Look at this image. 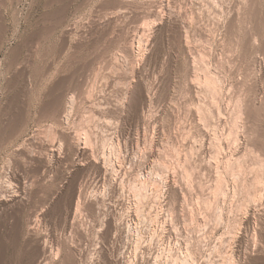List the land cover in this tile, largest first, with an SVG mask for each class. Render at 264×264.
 Wrapping results in <instances>:
<instances>
[{
  "label": "rangeland",
  "instance_id": "obj_1",
  "mask_svg": "<svg viewBox=\"0 0 264 264\" xmlns=\"http://www.w3.org/2000/svg\"><path fill=\"white\" fill-rule=\"evenodd\" d=\"M121 8H125L127 15L115 25H107V17ZM156 24L162 28L156 30ZM176 25H181L183 38ZM128 33H137L136 41L140 37L145 41L152 33L155 36L152 48L139 50L140 54L136 48L138 56L132 58L124 51ZM263 60L264 0H0V264H87L90 261L139 264L149 256L147 263L157 264L158 236L166 239L161 241L159 251L164 253L160 254L163 257L158 259V264H177L168 255L169 251L177 253V233L183 246L191 245L195 264H205L210 258L211 261L219 258L220 262L224 259V264H264V206L255 210L258 213L253 223L246 228L241 224L250 204L245 195L246 179L252 182L251 177H255V171L264 163ZM132 67L139 70L137 75L150 96L140 111L132 105L126 119L121 120L125 125L121 144L124 146L129 137L134 140L133 146L130 144L127 153L123 147L121 157H116L114 152L115 167L110 169L104 164L103 169L85 165L86 157L75 148L70 145L61 148L62 132L88 128L95 120L98 124L104 123L102 117H92L91 110L102 103L104 96L103 99L109 96L110 89L101 92L106 77L115 76L110 78L117 79L121 89L126 82L123 77ZM204 68L213 70L219 77L218 83L222 84L219 90L223 93L207 91ZM115 88L112 85V98L117 95ZM71 97H75L74 108L67 124L63 123V116ZM239 97H245L246 104L253 102L251 122L254 125L250 122L248 127L242 126L240 138L232 141V114ZM245 116L241 118L242 123L246 122ZM89 117L90 122L86 121ZM110 148L106 152L111 153ZM149 151L153 154L149 155ZM124 154L127 161L123 159ZM117 158L120 159L117 161ZM227 163L236 167L233 172ZM185 172H192L191 184ZM218 176L223 178L226 189L221 195L214 191ZM135 177L151 183L146 187L147 198L137 196L132 183ZM169 177L181 187L178 186V194L168 192H172L165 183ZM117 179L123 183L117 195L120 198L111 190V182ZM74 190L81 194V213L77 212L79 196L74 197ZM86 200L90 203L85 204ZM94 200L99 201L96 204ZM141 200L144 202L140 203ZM94 202L97 210L91 208ZM112 217L118 229L111 239L102 233L106 219ZM237 234L244 239L238 241ZM222 244L224 248L219 249ZM41 245H46L43 247L47 249V256L54 254L57 259L46 262L38 250ZM249 254L255 258L250 263L246 259ZM153 260L156 262L152 263Z\"/></svg>",
  "mask_w": 264,
  "mask_h": 264
},
{
  "label": "bare ground",
  "instance_id": "obj_2",
  "mask_svg": "<svg viewBox=\"0 0 264 264\" xmlns=\"http://www.w3.org/2000/svg\"><path fill=\"white\" fill-rule=\"evenodd\" d=\"M170 1V0H169ZM243 1V0H242ZM142 2V1H141ZM124 3V2H123ZM173 3V2H172ZM244 3V2H243ZM152 5V4H151ZM115 6V5H114ZM113 6V7H114ZM130 6V5H129ZM153 6V5H152ZM173 6V5H172ZM156 7V6H155ZM112 8V7H111ZM123 8H121V10H117V12H114V13H112V15L111 16H109V17H107V20H106V24L107 25H115L118 21H120V19L121 18H123V17H125V15H127V13H126V10H125V8H124V10H122ZM129 9V8H128ZM147 10V9H146ZM157 10V9H156ZM161 10V9H160ZM130 12V11H129ZM150 13V12H149ZM156 14H157V12H155ZM160 13V12H159ZM137 14V13H136ZM146 14V13H145ZM156 14H154L153 13V15H156ZM165 14V13H164ZM163 14V15H164ZM175 14V13H174ZM109 15H110V13H109ZM134 15V14H133ZM152 15V16H153ZM162 15V16H163ZM165 16V15H164ZM245 16V15H244ZM128 17V16H127ZM130 17V16H129ZM144 17V16H143ZM156 17H158V16H156ZM160 17V16H159ZM158 17V18H159ZM142 18V17H141ZM173 18V17H172ZM104 19V18H103ZM162 19L164 20V22H165V17H162ZM122 20V19H121ZM125 20V19H124ZM156 20V19H155ZM233 21V20H232ZM245 21V20H244ZM163 22V23H164ZM124 23V22H123ZM175 24V23H174ZM125 25V24H124ZM147 25V24H146ZM173 25V24H172ZM191 25V24H190ZM101 26V25H100ZM148 26V25H147ZM177 26V30L179 31V33H180V36L182 37L183 36V30H182V27H181V25H176ZM193 26V25H192ZM128 27V26H127ZM138 27V26H137ZM71 28V27H70ZM156 30L157 29H161L162 28V26L161 25H158V24H156L155 25V27H154ZM146 29V28H145ZM199 29V28H198ZM110 31H111V28H110ZM185 31H187V30H185ZM117 32V31H116ZM141 32V31H140ZM143 32V31H142ZM147 32V31H146ZM153 32H155L154 30H153ZM189 32V31H188ZM196 32V31H195ZM158 33V32H157ZM187 33V32H186ZM98 34V33H97ZM137 34V33H136ZM136 34L135 35H133V34H127L126 35V37H125V43H126V46L124 47L125 49H124V51L129 55V56H131L132 58H134L135 56H138V54L136 55V48L138 49V53H139V50H142V49H145L146 48V50L148 49H151L152 48V46H153V44H154V41H155V39H154V37L155 36H153L152 35V33H151V35H150V37L149 38H145L146 40L144 41V39H142L141 37L139 38V40L138 41H136L137 39H136ZM193 34H195V33H193ZM120 35V34H119ZM177 35V34H176ZM179 35V34H178ZM254 35V34H253ZM252 35V36H253ZM144 37V36H143ZM148 37V36H147ZM187 37V36H186ZM251 37V36H250ZM183 38V37H182ZM257 40V39H256ZM185 41V40H184ZM253 41H255V40H253ZM258 41V40H257ZM136 42H137V44H136ZM145 42V43H144ZM189 42V41H188ZM249 42V41H248ZM244 43H245V41H244ZM241 44V43H240ZM248 44V43H247ZM190 45V44H189ZM251 45V44H250ZM184 48V47H183ZM255 49V48H254ZM121 51V50H120ZM261 51V50H260ZM141 52H143V55H146L145 54V52L144 51H141ZM146 52H148V51H146ZM122 53V52H121ZM190 53V52H189ZM140 54V53H139ZM109 55V54H108ZM118 56V55H117ZM141 56V55H140ZM107 57V56H106ZM125 57V56H124ZM127 57V56H126ZM131 57H130V60H131ZM143 57H145V56H143ZM190 58V57H189ZM118 59V58H117ZM124 59V58H123ZM192 59V58H191ZM111 60V59H110ZM129 60V61H130ZM143 60V59H142ZM206 60V59H205ZM118 61H120V60H118ZM117 61V62H118ZM136 61V60H135ZM137 61H139V60H137ZM141 61V60H140ZM144 61V60H143ZM257 61V60H256ZM264 61V60H263ZM204 62V61H203ZM135 63V62H134ZM144 63V62H143ZM147 63V62H146ZM206 63V62H205ZM114 64V63H113ZM124 64V63H123ZM141 64V63H140ZM136 64H134V66H135ZM221 65V64H220ZM105 66V65H104ZM133 66V67H134ZM180 66V65H179ZM118 67V66H117ZM131 68V72L130 73H126V75H124V80H123V82H125L124 84H125V87L124 86H122L121 87V89L119 88V84H121V83H118L117 84V79H112V78H114L113 76H108V77H106L107 79H106V82H104L105 84L103 85V87L104 88H102V90H101V92L103 91V93H105L108 89H110V91L108 90L107 92H109V96L108 95H106V98L105 99H103V100H105V101H102V99H101V102L102 103H98V105L97 106H94V107H92V109L93 110H91L92 112H91V114H93V116L92 117H94V116H98V117H100V119H101V117L104 119H102L103 121H105L104 123L102 122V123H100V124H103L102 126H100V124H98V122L96 123V120H95V123L93 122V126H92V124L91 125H89V127L88 128H83L82 127V129L80 130V128H79V130L77 129L76 131H68V133H65V132H62V138H61V142H59L60 143V145H61V148H65L66 147V145H70V146H72L73 148H75V150H76V152L78 153V154H80V155H82V156H84V157H86V163H85V165L86 164H90V165H95L96 167L98 166L99 168L101 167V165L102 164H104V165H106L107 167H109V169L110 168H112L113 167V165L115 164L114 162H113V158H112V156L113 155H115V154H117L116 155V157L118 156V157H121V153H123V147H124V149L126 150V153L127 152H129V146H130V144H132V143H134L133 141V139H126L125 140V142H124V146L121 144V140L123 139V137H124V130H123V127L125 126V125H122V123H121V120H123L124 121V118L126 119V114H127V110H129L131 107H132V105L136 108V110L137 111H140V108L142 107V105H144V104H148V102H149V89L147 88V86L145 85V83H143L140 79H139V77H138V75H137V72L139 71L136 67L135 68ZM139 67V66H138ZM120 69V68H119ZM122 69V68H121ZM189 70V69H188ZM198 70V69H197ZM202 70V69H201ZM204 72H206V73H204V80H205V82L206 83H204V85H205V87L207 86L208 87V89H207V87H206V89H207V91H209L210 92V90L212 89V90H214V91H212V92H215V93H217V92H221V90H219V89H221L222 88V84H221V80L219 81L220 82V84L218 83V80H217V78H219V77H216L217 75L216 74H214L212 71H210L209 69H205L204 68ZM109 71H110V69H109ZM119 71H121V70H119ZM123 74V73H122ZM131 75V76H130ZM199 75H201V74H199ZM203 75V74H202ZM216 75V76H215ZM110 77H112V78H110ZM119 77H122V75H120ZM190 77V76H189ZM195 77V76H194ZM123 78H121V79H123ZM197 78V77H196ZM199 78V77H198ZM227 78V77H226ZM120 79V78H119ZM118 79V80H119ZM201 79L202 78H200V79H198L199 81H201ZM224 80V79H223ZM122 81V80H121ZM121 81H119V82H121ZM204 82V81H203ZM116 85H115V84ZM190 83V82H189ZM207 84V85H206ZM74 85V84H73ZM81 85V84H80ZM112 85H113V88H115L114 87V85L115 86H117L120 90L119 91H117L118 89L117 88H115V90L116 91H114V89H113V91L115 92V95H116V97L115 98H112V96H113V92H111L112 91ZM150 85V84H149ZM153 85V84H152ZM203 85V84H202ZM224 86V85H223ZM57 87H58V85H57ZM111 87V88H110ZM246 88V87H245ZM105 89H107L106 91H105ZM204 89V88H203ZM210 89V90H209ZM256 90H258V89H256ZM96 91V90H95ZM105 91V92H104ZM242 91H243V89H242ZM89 92H90V90H89ZM111 92V93H110ZM117 92V93H116ZM201 92V91H200ZM219 92V93H220ZM247 92V91H246ZM64 93H66V92H64ZM94 93V92H93ZM158 93V92H157ZM218 93V94H219ZM221 93H223V92H221ZM238 93V92H237ZM91 94V93H90ZM107 94V93H106ZM111 94V95H110ZM201 93H199V95H200ZM207 94H208V92H207ZM213 95H214V93H212ZM79 95V94H78ZM101 95V94H100ZM114 95V96H115ZM198 95V94H197ZM64 96V95H63ZM73 96V95H72ZM108 96V97H107ZM211 96V95H210ZM214 96H216V94L214 95ZM217 96H219V95H217ZM91 97H92V95H91ZM58 98V97H57ZM73 98H75V97H71V100H70V103H69V105L65 108V116H63L64 117V122H63V120H62V122L63 123H69L70 122V119H71V112H73L72 111V109L74 108V99ZM82 98V97H81ZM236 98V97H235ZM90 99V98H89ZM154 99V98H153ZM217 99V98H216ZM215 99V100H216ZM225 99V98H224ZM74 100V101H73ZM81 100V99H80ZM214 100V99H213ZM221 100V99H220ZM257 100V99H256ZM152 101V100H151ZM150 101V102H151ZM235 101H238L237 103H238V106H235V107H237V108H235L236 110H233L234 111V114H232L233 115V128H232V130H231V132H230V136H233V138H231L232 139V141H233V139H239L240 138V131H241V128H242V126H243V128H245V127H248L249 126V123L251 122V117H252V109H251V105L253 104V102H250L249 104L247 103L246 104V101H245V97L243 98V97H239L238 98V100H235ZM258 101V100H257ZM77 102V101H76ZM213 102V101H212ZM216 102H218V101H216ZM153 103V102H152ZM215 103V102H214ZM66 104H68V103H66ZM207 104V103H206ZM215 104H217V103H215ZM214 104V105H215ZM264 104V103H263ZM152 105V104H151ZM201 105H203V104H201ZM235 105V104H234ZM52 107H53V105H51ZM209 106V105H208ZM254 106H256V104L254 105ZM199 107H202V106H199ZM199 107H197V108H199ZM204 107H205V105H204ZM204 107H202V108H199V110H203V108ZM210 107V106H209ZM208 107V108H209ZM253 107V106H252ZM261 108V107H260ZM264 108V107H263ZM210 110V109H209ZM257 110V109H256ZM55 111V110H54ZM134 111V110H133ZM149 111V110H148ZM207 111H208V109H207ZM252 111V112H251ZM261 111V110H260ZM206 112V111H205ZM129 113V112H128ZM195 113H196V111H195ZM207 113V112H206ZM52 114H54V113H52ZM172 114V113H171ZM193 114V113H192ZM202 114H204V116H205V113H203L202 112ZM201 114V118L203 117V115ZM208 114H210V113H207V115ZM246 114V116H245V119H246V122H244V123H242V116H244ZM157 115V114H156ZM166 115H168V114H166ZM194 115V114H193ZM196 115H197V113H196ZM126 116V117H125ZM150 116V115H149ZM153 116H154V114H153ZM175 116V115H174ZM209 116V115H208ZM212 116V115H211ZM255 116H257V115H255ZM61 117V116H60ZM62 117V118H63ZM167 117V116H166ZM162 118V117H161ZM180 118V117H179ZM200 118V119H201ZM211 118V117H210ZM209 118V119H210ZM220 118V117H219ZM253 118V117H252ZM113 119H118L117 120V122L116 121H114ZM130 119V118H129ZM173 119H174V117H173ZM178 119V118H177ZM202 119H204V118H202ZM89 120V122H90V117H89V119H87L86 121H88ZM92 120V119H91ZM146 120V119H145ZM212 120V119H211ZM220 120V119H219ZM218 120V121H219ZM172 121V120H171ZM195 121V120H194ZM206 121V120H205ZM207 121H209V120H207ZM213 121H214V117H213ZM244 121V120H243ZM255 121V120H254ZM197 122V121H196ZM211 122V121H210ZM221 122V121H220ZM257 122V121H256ZM151 123V122H150ZM170 123V122H169ZM207 123V122H206ZM215 122H213V124H214ZM217 123V122H216ZM242 123V124H241ZM252 124H253V122H251ZM95 124V125H94ZM124 124V123H123ZM144 124V123H143ZM149 124V123H148ZM210 124V123H209ZM218 124V123H217ZM146 125V124H145ZM170 125V124H169ZM197 125V124H196ZM208 125V124H207ZM254 125V124H253ZM88 126V125H87ZM148 126V125H147ZM151 126V125H150ZM157 126V125H156ZM202 126V125H201ZM204 126V125H203ZM212 126V125H211ZM215 126H216V124H215ZM252 126V125H251ZM250 126V127H251ZM259 126V125H258ZM93 127V128H92ZM208 127H210V125L208 126ZM218 127V126H217ZM215 128V127H214ZM213 128V129H214ZM219 128H221V127H219ZM148 129H149V127H148ZM191 129V128H190ZM206 129V128H205ZM72 130V129H71ZM209 130V129H208ZM208 130H207V132H208ZM224 130V129H223ZM152 131V130H151ZM183 131V130H182ZM258 131V130H257ZM60 132V131H59ZM130 132V131H129ZM210 133H211V131H209ZM248 132H249V130H248ZM254 132V131H253ZM260 133V132H259ZM59 134V133H58ZM100 134V135H99ZM183 134V133H182ZM186 134V133H185ZM216 134V133H215ZM129 135V134H128ZM184 135V134H183ZM189 135V134H188ZM262 135V134H261ZM206 136V135H205ZM209 136H211V134L209 135ZM216 136V135H215ZM239 136V137H238ZM263 136V135H262ZM170 137V136H169ZM207 137V136H206ZM212 137V136H211ZM220 137V136H219ZM251 137V136H250ZM60 138V137H59ZM213 139V138H212ZM215 139V138H214ZM213 139V140H214ZM228 139V138H227ZM237 139V140H238ZM252 139V138H251ZM257 139V138H256ZM133 140V141H132ZM146 140V139H145ZM218 140V139H217ZM123 141H124V139H123ZM148 141V140H147ZM227 141V140H226ZM229 141V140H228ZM56 142V141H55ZM195 142V141H194ZM236 142V141H235ZM257 142V141H256ZM146 143V142H145ZM216 143H218L219 144V142H216ZM232 143V142H231ZM239 143V142H238ZM240 144V143H239ZM142 145V144H141ZM152 145V144H151ZM203 145V144H202ZM248 145V144H247ZM132 146H133V144H132ZM144 146V145H143ZM107 147H111L110 149H112V150H114V151H112L111 150V153L108 151V152H106L107 150H106V148ZM131 147V146H130ZM152 147V146H151ZM172 147V146H171ZM193 147V146H192ZM205 147V146H204ZM220 148V147H219ZM222 148V147H221ZM224 148V147H223ZM236 148H238L237 146H236ZM251 148V147H250ZM260 148V147H259ZM110 149H108V150H110ZM146 149V148H145ZM160 149V148H159ZM180 149V148H179ZM192 149V148H191ZM235 149V148H234ZM247 149V148H246ZM258 149V148H257ZM117 150V151H116ZM149 150V149H148ZM166 150V149H165ZM168 150V149H167ZM176 150V149H175ZM194 150V149H193ZM218 150V149H217ZM249 150V149H248ZM260 150V149H259ZM64 151V150H63ZM174 151V150H173ZM195 151V150H194ZM193 151V152H194ZM215 151V150H214ZM219 151H220V149H219ZM218 151V152H219ZM252 151V150H251ZM61 152V151H60ZM115 152V154H113ZM153 154V152L152 151H149V155L151 154V153ZM164 152V151H163ZM192 152V151H191ZM254 152V151H253ZM64 153V152H63ZM125 153V152H124ZM159 153V152H158ZM55 154V153H54ZM193 154V153H192ZM221 154V153H220ZM123 155V154H122ZM127 156V154H124V156ZM144 155V154H143ZM178 155V154H177ZM227 155V154H226ZM231 155V154H230ZM230 155H229V157H230ZM254 155V154H253ZM252 155V156H253ZM60 156V155H59ZM124 156H122V158L124 157ZM125 156V158H123L124 160L127 158ZM129 156V155H128ZM160 156V155H159ZM193 156V155H192ZM223 156V155H222ZM244 156V155H243ZM262 156V155H261ZM133 157V156H132ZM153 157V156H152ZM166 157V156H165ZM178 157V156H177ZM196 157V156H195ZM226 157V156H225ZM232 157V156H231ZM241 157V156H240ZM147 158V157H146ZM155 158V157H154ZM163 158V157H162ZM176 158V157H175ZM192 158V157H191ZM232 158H234V157H232ZM260 158V157H259ZM262 158V157H261ZM118 159H120V158H117V161H118ZM123 159H121V160H123ZM131 159V158H130ZM144 159H145V157H144ZM199 159V158H198ZM228 159H230V158H228ZM253 159V158H252ZM251 159V160H252ZM255 159H256V157H255ZM67 160V159H66ZM123 160V161H124ZM134 160V159H133ZM155 160H156V158H155ZM166 160H168V159H166ZM183 160V159H182ZM193 160V159H192ZM202 160V159H201ZM239 160V159H238ZM264 160V159H263ZM263 160H262V162H263ZM120 161V160H119ZM126 161H127V159H126ZM165 161V160H164ZM223 161V160H222ZM229 161V160H228ZM227 161V162H228ZM232 161V160H231ZM244 161V160H243ZM258 160H256V162H257ZM125 162V161H124ZM135 162V161H134ZM156 162V161H155ZM190 162V161H189ZM198 162V161H197ZM212 162V161H211ZM216 162V161H215ZM218 162V161H217ZM230 162V161H229ZM126 163V162H125ZM133 163V162H132ZM136 163V162H135ZM143 163V162H142ZM159 163H161V162H159ZM165 163V162H164ZM177 163V162H176ZM213 163V162H212ZM232 163V162H231ZM258 163H260V162H258ZM174 164V163H173ZM193 164V163H192ZM211 164V163H210ZM229 163H227V165H228ZM232 164H234V163H232ZM231 164V165H232ZM237 164V163H236ZM246 164V163H245ZM161 165V164H160ZM183 165V164H182ZM188 165V164H187ZM191 165V164H190ZM195 165V164H194ZM197 165V164H196ZM202 165V164H201ZM221 165V164H220ZM230 164H229V166L231 167V171L232 170H234L235 168H234V165H233V167L231 166ZM259 165H261V163L259 164ZM144 166V165H143ZM209 166V165H208ZM236 166V165H235ZM238 166V165H237ZM104 167V166H103ZM114 167H115V165H114ZM123 167H124V165H123ZM162 167H164V166H162ZM167 167V166H166ZM189 167V166H188ZM204 167V166H203ZM228 167V166H227ZM259 167V166H258ZM102 168V167H101ZM159 168H160V166H159ZM174 168V167H173ZM192 168H194L193 167V165H192ZM205 168V167H204ZM203 168V169H204ZM218 168V167H217ZM224 168V167H223ZM234 168V169H233ZM239 169H241L242 168V165L240 166L239 165V167H238ZM103 169V168H102ZM105 169H106V167H105ZM162 169V168H161ZM188 168L186 167V169L185 170H187ZM189 169H190V167H189ZM195 169V168H194ZM193 169V170H194ZM208 169V168H207ZM255 169V168H254ZM259 169V168H258ZM114 170V169H113ZM117 170V169H116ZM124 170V169H123ZM129 170V169H128ZM132 170V169H131ZM167 170V169H166ZM190 170H192V169H190ZM190 170H188V172L190 171ZM214 170V169H213ZM198 171V170H197ZM196 171V172H197ZM199 171H200V169H199ZM251 171V170H250ZM111 172V171H110ZM121 172V171H120ZM138 172V171H137ZM163 172V171H162ZM183 172V171H182ZM193 172V171H192ZM192 172H191V174H192ZM230 172V171H229ZM233 172V171H232ZM231 172V173H232ZM240 172V171H239ZM124 173V172H123ZM187 175H186V174ZM184 174H185V176H187V177H189V175H191L190 173H187V172H185ZM219 173V172H218ZM252 173H254V172H252ZM255 173H256V175H255V177L254 176H252L251 178H254L253 180H252V182L250 181L249 182V180H247L246 179V183H245V187H246V189H245V195L247 196V199H248V202H250V204L248 205V204H246V205H248V207H246L247 208V213H246V215L243 217V220H242V223L241 224H243L244 225V228H246L247 226H249L250 224H251V222H252V220H253V218H254V215L255 214H257L256 212H255V210L257 209V207H258V209H260L259 207H262V206H264V163H262V166H261V168L256 172L255 171ZM111 174V173H110ZM131 174V173H130ZM170 174V173H169ZM194 174V173H193ZM216 174V173H215ZM244 174V173H243ZM138 175V174H137ZM140 175V174H139ZM166 175V174H165ZM180 175V174H179ZM195 175V174H194ZM219 175V174H218ZM231 175V174H230ZM239 175V174H238ZM112 176V175H111ZM124 176H126V175H124ZM170 176V175H169ZM184 176V177H185ZM193 176V175H192ZM197 176V175H196ZM221 176V175H220ZM119 177V176H118ZM178 177V176H177ZM183 177V176H182ZM219 177V176H218ZM117 178V177H116ZM139 178V179H138ZM138 178H136L135 177V182H132V183H134L133 184V188L135 189V191L137 192V196L140 198V199H143V198H147V193H146V191H148V190H146V187L148 186H150V184L151 183H149L147 180H140V177H138ZM142 178V177H141ZM191 177H189L188 178V182H190L191 180H189ZM194 178V177H193ZM196 178V177H195ZM238 178V177H237ZM243 178V177H242ZM110 179V178H109ZM119 179V178H118ZM118 179H117V181L115 180V181H112L111 182V190H112V192H113V194L114 195H116V197H119V196H117V195H120L119 193L121 192V190H122V187H123V183H121V181H118ZM125 179V178H124ZM127 179V178H126ZM137 179V180H136ZM158 179V178H157ZM156 179V180H157ZM168 179V178H167ZM176 179V178H175ZM192 179V178H191ZM222 179L223 178H221L220 179V177H219V179H217L218 180V182H216V187L214 188V191L215 192H217L219 195H221L220 193H222V192H226V189L225 188H223V184L224 183H222ZM139 180V181H138ZM151 180V179H150ZM185 180V179H184ZM199 180V179H198ZM203 180V179H202ZM244 180H245V178H244ZM160 181V180H159ZM167 182H165V183H167V185L166 186H168V188L170 189V190H172V192H170V191H168L170 194H178V192H177V190H179V188H178V186L174 183V181H172L171 179H170V177H169V179L168 180H166ZM186 181V180H185ZM197 181V180H196ZM122 182H123V180H122ZM130 182V181H129ZM176 182V181H175ZM131 183V184H132ZM155 183V182H154ZM156 183H157V181H156ZM162 183V182H161ZM78 184V183H77ZM100 184V183H99ZM110 184V183H109ZM108 184V185H109ZM149 184V185H148ZM163 184V183H162ZM161 184V185H162ZM179 184H181V183H179ZM190 184H191V182H190ZM156 185V184H155ZM239 185V184H238ZM97 186V185H96ZM200 186V185H199ZM227 186V185H226ZM243 186H244V184H243ZM84 187V186H83ZM162 187V186H161ZM180 187V186H179ZM191 187V186H190ZM197 187V186H196ZM201 187V186H200ZM235 187V186H234ZM241 187V186H240ZM75 188V187H74ZM107 188V187H106ZM181 188V187H180ZM25 189V188H24ZM158 189V188H157ZM165 189H167V188H165ZM191 189V188H190ZM200 189V188H199ZM202 189V188H201ZM224 189V190H223ZM237 189H239V188H237ZM189 190V189H188ZM157 191V190H156ZM161 191V190H160ZM166 191V190H165ZM243 191V190H242ZM74 192H75V194H74V197H76V196H79V198H78V203H77V212H80L81 213V209H82V203H83V201L81 200L82 198H81V194H80V191H79V193H78V190H74ZM158 192V191H157ZM202 192V191H201ZM224 192V193H225ZM123 193V192H122ZM166 194H164L163 196L165 197V195H167V192H165ZM190 193V192H189ZM193 193V192H192ZM214 193V192H213ZM224 193H222V194H224ZM71 194V193H70ZM79 194V195H78ZM179 194H180V192H179ZM205 194V193H204ZM234 194H236L235 192H234ZM152 195V194H151ZM159 195H160V193H159ZM207 195V194H206ZM217 195V194H216ZM242 195H244V194H242ZM73 196V195H72ZM87 196V195H86ZM97 196V195H96ZM99 196V195H98ZM170 195L168 194V198H170L169 197ZM173 196V195H172ZM172 196H171V198H172ZM194 196V195H193ZM245 196V197H246ZM25 197V196H24ZM103 197V196H102ZM160 197V196H159ZM209 197V196H208ZM226 197V196H225ZM88 198V197H87ZM97 198V197H96ZM120 198V197H119ZM118 198V199H119ZM122 198V197H121ZM156 198V197H155ZM168 198H167V200H168ZM186 198V197H185ZM205 198V197H204ZM236 198V197H235ZM89 199H90V197H89ZM117 199V200H118ZM149 199V198H148ZM147 199V200H148ZM161 199V198H160ZM162 199H164V198H162ZM161 199V200H162ZM173 199V198H172ZM209 199V198H208ZM208 199H207V201H208ZM97 200V199H96ZM96 200H94L95 202H96ZM120 200V199H119ZM150 200V199H149ZM157 200V199H156ZM155 200V201H156ZM166 200V199H165ZM215 200V199H214ZM225 200V199H224ZM91 201H93V200H91ZM99 201V200H98ZM97 201V202H98ZM116 201V200H115ZM139 201V200H138ZM152 201V200H151ZM203 201H205L206 202V200L205 199H203ZM245 201V200H244ZM95 202L94 203H91V204H93L92 206H94V204H95ZM97 202H96V204H97ZM117 202H120V201H117ZM135 202V201H134ZM144 201L143 200H141L140 201V203H143ZM145 202H147V201H145ZM175 202V201H174ZM209 202V201H208ZM215 202V201H214ZM218 202V201H217ZM226 202V201H225ZM87 203H90V201L89 200H86V203L85 204H87ZM104 203V202H103ZM149 203H150V201H149ZM185 203V202H184ZM207 203V202H206ZM212 203V202H211ZM245 203H246V201H245ZM73 204V203H72ZM115 204V203H114ZM145 204V203H144ZM151 204V203H150ZM160 204V203H159ZM169 204H171V203H169ZM210 204V203H209ZM220 204V203H219ZM236 204V203H235ZM241 204V203H240ZM89 205V204H88ZM99 205V204H98ZM98 205H96L97 207H98ZM101 205V204H100ZM164 205V204H163ZM165 205H166V203H165ZM186 205V204H185ZM215 205V204H214ZM224 205V204H223ZM13 206V205H12ZM91 206V205H90ZM139 206V208L142 206H140V205H138ZM202 206V205H201ZM205 206V205H204ZM213 206V205H212ZM124 207V206H123ZM147 207V206H146ZM154 207V206H153ZM170 207V206H169ZM208 207V206H207ZM234 207V206H233ZM91 208H95L96 209V207L94 206V207H91ZM110 208V207H109ZM143 208V207H142ZM171 208L172 207H170V210L169 211H171ZM213 208V207H212ZM264 208V207H263ZM72 209V208H71ZM105 209H107V208H105ZM131 209V208H130ZM138 209V208H137ZM156 209V208H155ZM174 209V208H173ZM172 209V210H173ZM262 209V208H261ZM97 210V209H96ZM100 210V209H99ZM114 210V209H113ZM144 210V209H143ZM152 210V209H151ZM163 210V209H162ZM176 210V209H175ZM217 210V209H216ZM238 210H239V208H238ZM91 211V210H90ZM140 211V210H139ZM153 211V210H152ZM165 211V210H164ZM191 211V210H190ZM193 211V210H192ZM211 211V210H210ZM261 212L263 211V210H260ZM82 212H84V211H82ZM122 212V211H121ZM149 212V211H148ZM158 212H159V210H158ZM172 212V211H171ZM238 212V211H237ZM112 213V212H111ZM139 213V212H138ZM155 213V212H154ZM185 213V212H184ZM79 214V213H78ZM159 213H157V215L156 216H158L157 218H159L160 216V214L158 215ZM172 214V213H171ZM174 214V213H173ZM193 214V213H192ZM200 214V213H199ZM106 215H107V213H106ZM143 215V214H142ZM175 215V214H174ZM187 215V214H186ZM236 215V214H235ZM139 216V215H138ZM155 216V217H156ZM189 216V215H188ZM192 216V215H191ZM220 217H221V214L219 215ZM152 217V216H151ZM171 217V216H170ZM216 217V216H215ZM80 218V217H79ZM152 218H154V217H152ZM152 218H151V221H152ZM157 218H154V223H155V219H157ZM214 218V217H213ZM35 219V218H34ZM100 219V218H99ZM163 219V218H162ZM176 218H175V216H174V218H173V220H175ZM218 219H220V218H218ZM242 219V218H241ZM263 219V218H262ZM103 220V219H102ZM120 220V219H119ZM159 220V219H158ZM161 220V219H160ZM215 220V219H214ZM169 221V220H168ZM170 221H171V219H170ZM225 221V220H224ZM258 221H259V219H258ZM257 221V222H258ZM262 221V220H261ZM143 222V221H142ZM153 222V221H152ZM157 222V221H156ZM159 222H161V221H159ZM175 222V221H174ZM174 222H173V224H174ZM178 222V221H177ZM176 222V223H177ZM235 222V221H234ZM256 222V223H257ZM263 222V221H262ZM39 223V222H38ZM122 223V222H121ZM158 223V222H157ZM166 223V222H165ZM164 223V224H165ZM171 223V222H170ZM239 223V222H238ZM253 223V222H252ZM260 223V222H259ZM36 224V223H35ZM35 224L34 225H32L31 227H34L35 226ZM140 224V223H139ZM217 224H219V223H217ZM236 224V223H235ZM76 225V224H75ZM78 225V224H77ZM105 225V224H104ZM171 225V224H170ZM176 225V224H175ZM174 225V226H175ZM237 225V224H236ZM258 225V224H257ZM260 225V224H259ZM116 223H115V220H114V217H112V218H107L106 219V229L104 228V233H102V234H105V235H107L109 238H111L112 239V236H115V232L114 231H116L118 228H116ZM120 226V225H119ZM122 226V225H121ZM166 226V225H165ZM165 226H164V229H165ZM173 226V227H174ZM206 226V225H205ZM104 227V226H103ZM118 227V226H117ZM234 227V226H233ZM38 228V227H37ZM122 228V227H121ZM151 228V227H150ZM176 228V227H175ZM32 229V228H31ZM35 229V228H34ZM82 229V228H81ZM116 229V230H115ZM174 229V228H173ZM217 229V228H216ZM256 229V228H255ZM36 230V229H35ZM101 230H103V229H101ZM100 230V231H101ZM123 230V229H122ZM201 230V229H200ZM230 230V229H229ZM241 230V229H240ZM257 230V229H256ZM255 230V231H256ZM32 231H34V230H32ZM37 231V230H36ZM35 231V232H36ZM77 231V230H76ZM97 231V230H96ZM95 231V232H96ZM121 231V230H120ZM157 231V230H156ZM192 231V230H191ZM194 231V230H193ZM234 231H235V229H234ZM264 231V230H263ZM102 232V231H101ZM122 232V231H121ZM147 232V231H146ZM171 232V231H170ZM178 232V231H177ZM232 232V231H231ZM244 231H242V234H244L243 233ZM115 233V234H114ZM118 233V232H117ZM155 233V232H154ZM163 233V232H162ZM192 233V232H191ZM236 233V232H235ZM254 233V232H253ZM261 233V232H260ZM81 234V233H80ZM100 234V233H99ZM98 234V235H99ZM123 234V233H122ZM164 234V233H163ZM162 234V235H163ZM175 234V233H174ZM232 234V233H231ZM256 234V233H255ZM131 235V234H130ZM156 235V236H155ZM154 235V237H157V234H155ZM170 235V234H169ZM224 235V234H223ZM233 235V234H232ZM126 236V235H125ZM165 236V235H164ZM192 236V235H191ZM100 237V236H99ZM102 237V236H101ZM107 237V238H108ZM127 237V236H126ZM154 237H153V235H152V237L151 238H153L154 239ZM160 237V238H159ZM161 237H163V236H158V238H155V240L156 239H158V241L156 242V244H157V246L159 245V248H158V251L156 252L158 255H156V261H157V264H158V262H159V260L158 259H160V257H161V255L164 253H162L161 254V252L159 251V249H160V245L162 244V239L163 238H161ZM182 237V236H181ZM206 237V236H205ZM237 240L238 241H241V240H243L244 239V237H243V235H241V234H237ZM262 237H264L263 235H262ZM146 238V237H145ZM188 238V237H187ZM200 238V237H199ZM247 238V237H246ZM252 238V237H251ZM126 239V238H125ZM165 239V238H164ZM164 239H163V241H164ZM220 239V238H219ZM225 239V238H224ZM102 240V239H101ZM110 240V239H109ZM114 240V239H113ZM138 240H141V239H138ZM152 240V239H151ZM150 240V241H151ZM166 240V239H165ZM172 240V239H171ZM174 240V239H173ZM172 240V241H173ZM176 244L178 245L177 246V253H171L170 251H169V253H168V255L170 256V257H173L172 259H173V261H176V263L178 264V262L180 263V264H195L196 262V256H194L193 255V250H192V247H191V245L190 244H187L188 246H183V244H182V242H180L181 241V239H180V237L178 236V233H177V235H176ZM183 240V239H182ZM203 240V239H202ZM227 240V239H226ZM225 240V241H226ZM229 240V239H228ZM258 240H260V239H258ZM98 241V240H97ZM127 241V240H126ZM224 241V240H223ZM232 241V240H231ZM263 241V240H262ZM106 242V241H105ZM139 242V241H138ZM153 242H155V241H153ZM185 242H186V240H185ZM184 242V243H185ZM198 242V241H197ZM199 242H201V241H199ZM205 242V241H204ZM207 242V241H206ZM221 242V241H220ZM228 242V241H227ZM227 242H222L223 244H227ZM237 242V241H236ZM97 243V242H96ZM150 242L148 241V244H149ZM167 243V242H166ZM187 243V242H186ZM209 243V242H208ZM234 243V242H233ZM103 244H105V243H103ZM147 244V245H148ZM153 244V243H152ZM164 244V243H163ZM199 244V243H198ZM202 244H203V242H202ZM211 244V243H210ZM221 244V243H220ZM223 244H222V246L220 245L219 246V249H221V248H224L223 247ZM225 244V245H226ZM236 244V243H235ZM247 244H249V243H247ZM112 245V244H111ZM169 245V244H168ZM171 245V244H170ZM186 245V244H185ZM224 245V246H225ZM229 245H231V244H229ZM234 245V244H233ZM238 245V244H237ZM259 245H261V244H259ZM43 246H45L46 247V245H41V246H39L38 247V250H39V252L40 253H42V255L44 256V258H45V260H46V262L47 261H52V260H56L57 259V257L56 256H54V254L53 255H51V256H47V249L45 248V247H43ZM103 246V245H102ZM108 246V245H107ZM136 246V245H135ZM140 246V245H139ZM146 246V245H145ZM149 246V245H148ZM176 246V245H175ZM212 246V245H211ZM232 246V245H231ZM236 246V245H235ZM250 246V245H249ZM257 247H259L258 245H256ZM263 246V245H262ZM99 247H101V246H99ZM112 247V246H111ZM115 247V246H114ZM221 247V248H220ZM105 248V247H104ZM109 248V247H108ZM146 248V247H145ZM144 248V249H145ZM162 248V247H161ZM170 248V247H169ZM172 248V247H171ZM215 248V247H214ZM217 248V247H216ZM235 248H237V247H235ZM100 249V248H99ZM138 249V248H137ZM140 249V248H139ZM156 249V248H155ZM163 249V248H162ZM162 249H161V251H162ZM45 250H46V252H45ZM102 250V249H101ZM110 250V249H109ZM147 250V249H146ZM169 250V249H168ZM223 250V249H222ZM233 250V249H232ZM235 250V249H234ZM237 250V249H236ZM135 251V250H134ZM164 251V250H163ZM213 251V250H212ZM262 251V250H261ZM50 252V251H49ZM100 252V251H99ZM102 252V251H101ZM141 252V251H140ZM165 252H166V250H165ZM220 252V251H219ZM224 252V251H223ZM223 252H221V253H223ZM226 252V251H225ZM234 252V251H233ZM236 252H239V250H237ZM245 252V251H244ZM47 253V254H46ZM104 253V252H103ZM102 253V254H103ZM126 253V252H125ZM137 253V252H136ZM135 253V254H136ZM152 253V252H151ZM154 253V252H153ZM152 253V254H153ZM212 253V252H211ZM146 254V253H145ZM161 254V255H160ZM235 254V253H234ZM41 255V256H42ZM46 255V256H45ZM50 255V254H49ZM58 255V254H57ZM101 255V254H100ZM140 255V254H139ZM141 255H142V253H141ZM149 255V254H148ZM155 255V254H154ZM200 255V254H199ZM225 255V254H224ZM223 255V256H224ZM247 255V254H246ZM99 256V255H98ZM138 256V255H137ZM211 256V255H210ZM218 256V255H217ZM220 256V255H219ZM222 256V255H221ZM234 256V255H233ZM261 256V255H260ZM113 257V256H112ZM142 257V256H141ZM144 257V256H143ZM150 257V256H149ZM149 257H148V260H149ZM152 257H153V255H152ZM163 257V256H162ZM161 257V258H162ZM216 257V256H215ZM226 257V256H225ZM228 257H230V256H228ZM239 257V256H238ZM41 258V257H40ZM95 258V257H94ZM109 258V257H108ZM145 258V257H144ZM147 258V257H146ZM210 258V257H209ZM222 258V257H221ZM224 258V257H223ZM259 258V257H258ZM264 258V257H263ZM42 259V258H41ZM65 259V258H64ZM92 259V258H91ZM130 259V258H129ZM135 259H136V257H135ZM151 259V258H150ZM195 259V260H194ZM211 259V258H210ZM210 259H206V263L205 264H215L216 262H218L217 264H224L225 263V260L223 259V261L222 262H220V261H218L217 259H219V258H216L215 260H216V262L214 263V261L212 262ZM214 259V258H213ZM233 259V258H232ZM247 261L250 263V261L251 260H253V259H255L253 256H252V254L250 255H248L247 256ZM109 260V259H108ZM114 260V259H113ZM119 260H121L120 258H119ZM124 260V259H123ZM127 260V259H126ZM125 260V261H126ZM148 260H144L143 262H141V263H144V264H146L147 262H148ZM219 260H221V259H219ZM230 260V259H229ZM102 261H104V260H102ZM124 261V262H125ZM142 261V260H141ZM155 261V262H156ZM164 261V260H163ZM171 261V260H170ZM234 261V260H233ZM66 262V261H65ZM88 262H89V260H88ZM109 262V261H108ZM127 262V261H126ZM128 262H129V260H128ZM150 262H151V260H150ZM154 262V260H153V262L152 263H155ZM247 262V263H248ZM255 262H257V261H255ZM62 263V262H61ZM93 263V262H92ZM91 263V261H90V263H87V264H92ZM101 263V262H100ZM112 263V262H111ZM141 263H139V264H141ZM169 263V262H168ZM173 263V262H172ZM203 263V262H202ZM228 263V262H227ZM234 264H235V262H233ZM232 263V264H233ZM238 263V262H237ZM65 264V263H64ZM80 264V263H79ZM94 264V263H93ZM102 264V263H101ZM105 264H106V262H105ZM117 264H119V263H117ZM131 264V263H130ZM148 264V263H147ZM151 264V263H150ZM156 264V263H155ZM161 264V263H160ZM164 264V263H163ZM170 264V263H169ZM204 264V263H203ZM229 264V263H228ZM240 264V263H239ZM263 264V263H262Z\"/></svg>",
  "mask_w": 264,
  "mask_h": 264
}]
</instances>
